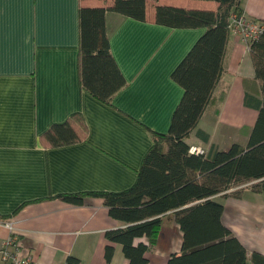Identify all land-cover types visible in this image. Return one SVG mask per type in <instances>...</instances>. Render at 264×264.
Here are the masks:
<instances>
[{
    "label": "crops",
    "instance_id": "obj_1",
    "mask_svg": "<svg viewBox=\"0 0 264 264\" xmlns=\"http://www.w3.org/2000/svg\"><path fill=\"white\" fill-rule=\"evenodd\" d=\"M238 7L264 21V0H238ZM79 10L80 0H0V249L10 235L4 223L12 222L21 254L38 264H66L69 256L83 264H129L122 245L105 237L126 225L109 215L103 199L77 205L58 196L120 192L135 184L153 132H169L183 98L173 72L206 29L157 24L152 10L146 21L109 12L111 52L126 85L104 102L81 84ZM214 95L218 101L191 133L190 147L212 154L234 143L246 146L262 94L250 50L231 31ZM76 113L86 122V139L52 146L47 132ZM248 185L214 199L252 264L253 252L264 255V192ZM238 189L240 195L232 194ZM175 225L172 254L182 244ZM108 246L114 250L109 262ZM169 257L157 246L148 254L151 264H166ZM0 264L11 263L0 255Z\"/></svg>",
    "mask_w": 264,
    "mask_h": 264
},
{
    "label": "trees",
    "instance_id": "obj_2",
    "mask_svg": "<svg viewBox=\"0 0 264 264\" xmlns=\"http://www.w3.org/2000/svg\"><path fill=\"white\" fill-rule=\"evenodd\" d=\"M171 28H205V33L173 72L184 89L167 134L153 132L135 184L120 192L61 194L65 202L81 205L88 197L104 200L109 215L126 227L105 237L122 245L129 264H151L148 254L157 246L164 217L175 216L182 233L178 253L166 264H248L243 244L222 222L224 206L214 197L235 186L249 184L264 192V32L250 45L262 100L258 118L246 146L234 143L228 150L192 154L187 142L206 109L217 103L214 93L224 74V60L232 11L241 12L238 0H80V77L83 89L104 102L126 85L111 52L106 17L118 13L140 21L150 18ZM264 23V21H262ZM81 113L54 125L46 134L52 146L86 139ZM242 189L232 192L240 195ZM227 195V194H225ZM114 250L106 248L111 261ZM252 264H264L253 252ZM66 264H83L69 256Z\"/></svg>",
    "mask_w": 264,
    "mask_h": 264
},
{
    "label": "built area",
    "instance_id": "obj_3",
    "mask_svg": "<svg viewBox=\"0 0 264 264\" xmlns=\"http://www.w3.org/2000/svg\"><path fill=\"white\" fill-rule=\"evenodd\" d=\"M229 29L238 34L245 45L250 48L253 40H256L264 32V23L262 21L248 18L245 14L238 11H232L229 17ZM192 154H205V151L199 147H190ZM9 230V237L3 242L0 249V255L3 261L11 264H38L31 255L23 256L21 254L20 235L14 228L12 222L4 223Z\"/></svg>",
    "mask_w": 264,
    "mask_h": 264
},
{
    "label": "rangeland",
    "instance_id": "obj_4",
    "mask_svg": "<svg viewBox=\"0 0 264 264\" xmlns=\"http://www.w3.org/2000/svg\"><path fill=\"white\" fill-rule=\"evenodd\" d=\"M175 222V216L173 215L172 217L165 219L163 222L164 230L161 233L157 244V251L163 253L167 252L168 257L173 253V251H175V243H171V241H176V235L174 232V228L176 227Z\"/></svg>",
    "mask_w": 264,
    "mask_h": 264
}]
</instances>
